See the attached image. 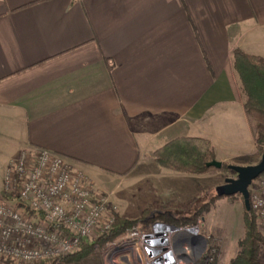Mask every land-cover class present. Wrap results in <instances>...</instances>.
I'll list each match as a JSON object with an SVG mask.
<instances>
[{"label": "crops", "instance_id": "obj_1", "mask_svg": "<svg viewBox=\"0 0 264 264\" xmlns=\"http://www.w3.org/2000/svg\"><path fill=\"white\" fill-rule=\"evenodd\" d=\"M236 49L264 58V0H0V191L24 148H45L135 219L223 184L160 166L154 152L176 138L257 164Z\"/></svg>", "mask_w": 264, "mask_h": 264}, {"label": "built area", "instance_id": "obj_2", "mask_svg": "<svg viewBox=\"0 0 264 264\" xmlns=\"http://www.w3.org/2000/svg\"><path fill=\"white\" fill-rule=\"evenodd\" d=\"M0 195V264L51 263L94 244L112 229L118 210L83 170L45 148H24L8 165ZM264 231V173L249 187ZM200 227L160 221L134 228L108 247L111 264H218L217 248Z\"/></svg>", "mask_w": 264, "mask_h": 264}, {"label": "trees", "instance_id": "obj_3", "mask_svg": "<svg viewBox=\"0 0 264 264\" xmlns=\"http://www.w3.org/2000/svg\"><path fill=\"white\" fill-rule=\"evenodd\" d=\"M43 1V0H41ZM234 68L242 80V93L245 98L247 116L255 137L258 150L264 151V58L251 56L240 49L233 53ZM155 160L164 168L172 171L203 174L216 167L208 163L216 160L211 142L203 138H177L154 152ZM220 170L230 171L229 164L223 163ZM7 199L14 196L0 191ZM239 195V194H238ZM214 194L209 201L199 198L187 204L185 209L171 210L166 207H150L143 211L137 220H128L116 214L115 223L111 230L101 236L94 244H82L81 249L74 255L67 256L51 263L70 264L84 260L98 248L120 240L132 229L147 230L157 222H163L176 227H192L198 219L209 210L210 205L220 198L235 197ZM242 197V196H241ZM243 198V197H242ZM245 235L238 242L236 255L225 264H261V247L264 245V233L259 229L257 216L251 209H244ZM209 244L217 248L220 257L223 256L219 243L209 239Z\"/></svg>", "mask_w": 264, "mask_h": 264}, {"label": "rangeland", "instance_id": "obj_4", "mask_svg": "<svg viewBox=\"0 0 264 264\" xmlns=\"http://www.w3.org/2000/svg\"><path fill=\"white\" fill-rule=\"evenodd\" d=\"M261 158H262V153H261L260 159L258 160L257 163L260 162ZM216 160H217V158H216ZM223 163H226V162H223ZM160 166H162V165H160ZM83 171L85 172V174L90 179V175L85 170H83ZM170 171H172V170H170ZM175 172H180V171H175ZM181 173H187V172H181ZM187 174H195V173H187ZM203 174L209 175L212 182H215L217 180V181H221L223 184L225 183L226 178H229V177L237 178V174L232 170L225 171V170H220V169H214L212 171H209V172H206ZM214 194H217V188L212 186L209 189L203 190L202 193L199 195V197L194 199V200H197V199L203 197L204 201H209L211 196ZM235 198L236 199H234V200L241 201L242 203L244 202L243 201L244 199L241 197V195H236ZM194 200H192V201H194ZM192 201H190V202H192ZM187 204L183 207L171 208L168 206H163V205H160L157 203H153L150 206H148L147 208L143 209L141 211L139 217H137L135 219H128L126 217H124V218H126L128 220H137L142 216L143 211L150 208V207H166V208H169L171 210H180V209H185ZM196 225H199L200 232L203 235L210 236V238L214 239L217 243H219L221 253L223 254V256L220 257V255L217 254V263L218 264L226 263L224 260L225 259L227 260L228 258H230L232 256V254L234 253V252L233 253L231 252V253H228L226 257L224 256V250H223L222 246H224V242H226L224 236H226L227 230L229 229V227H234L235 229L237 228L236 229L237 236H240L242 233L238 232V229L241 228L242 231L244 229V222H243L242 214L240 212V207L236 203H233L229 199V197L220 198L216 202H213L212 205H210L209 210L204 213L202 218L198 219ZM135 227L138 228L137 226H135ZM209 231H210V233H209ZM262 232L264 233V231H262ZM107 247L108 246L98 248L92 254H90L88 257H86L84 260H82L80 262H76V263H70V264H111V258L108 257L109 254H108V250H107L108 248ZM261 256H262V260L264 263V245L261 247ZM27 264H43V263H27Z\"/></svg>", "mask_w": 264, "mask_h": 264}, {"label": "water", "instance_id": "obj_5", "mask_svg": "<svg viewBox=\"0 0 264 264\" xmlns=\"http://www.w3.org/2000/svg\"><path fill=\"white\" fill-rule=\"evenodd\" d=\"M208 166L221 169L223 162L215 160L208 163ZM229 169L237 174V178H226L225 183L217 187V194L221 196L241 195L244 199L245 208L250 211L249 187L255 179L264 173V151L259 163L249 166L229 165ZM199 237L204 239L206 245V237L203 234H200Z\"/></svg>", "mask_w": 264, "mask_h": 264}]
</instances>
